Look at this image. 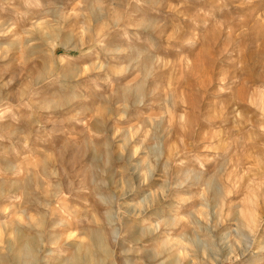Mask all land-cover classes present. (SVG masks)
<instances>
[{
    "label": "rangeland",
    "instance_id": "rangeland-1",
    "mask_svg": "<svg viewBox=\"0 0 264 264\" xmlns=\"http://www.w3.org/2000/svg\"><path fill=\"white\" fill-rule=\"evenodd\" d=\"M0 264H264V0H0Z\"/></svg>",
    "mask_w": 264,
    "mask_h": 264
}]
</instances>
